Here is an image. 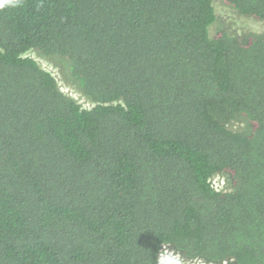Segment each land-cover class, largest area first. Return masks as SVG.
<instances>
[{"label": "trees", "instance_id": "obj_1", "mask_svg": "<svg viewBox=\"0 0 264 264\" xmlns=\"http://www.w3.org/2000/svg\"><path fill=\"white\" fill-rule=\"evenodd\" d=\"M214 1L0 0V264H264V37L210 35Z\"/></svg>", "mask_w": 264, "mask_h": 264}, {"label": "rangeland", "instance_id": "obj_2", "mask_svg": "<svg viewBox=\"0 0 264 264\" xmlns=\"http://www.w3.org/2000/svg\"><path fill=\"white\" fill-rule=\"evenodd\" d=\"M216 20L210 26L209 33L226 32L233 35L239 42L244 43L249 37H264V22L252 17L240 15L233 8L224 5L220 0L214 1ZM32 58L38 66L50 73L56 80L58 89L72 98L83 109H91L94 103L83 94L77 82L71 77L69 63L66 59L56 56H44L38 51L31 50L24 54ZM228 129L246 134L249 126L241 118L226 123ZM217 190H230V179L226 175H217L212 179ZM159 264H232L231 260L220 262L207 261L203 258H189L170 245L163 246L158 256Z\"/></svg>", "mask_w": 264, "mask_h": 264}]
</instances>
